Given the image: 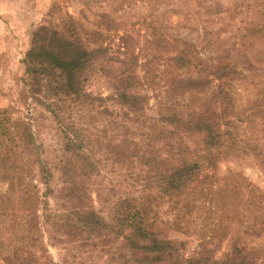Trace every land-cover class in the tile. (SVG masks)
<instances>
[{"label":"trees","instance_id":"16d2710c","mask_svg":"<svg viewBox=\"0 0 264 264\" xmlns=\"http://www.w3.org/2000/svg\"><path fill=\"white\" fill-rule=\"evenodd\" d=\"M260 33L258 31V35ZM86 34L71 15L62 19L59 25L44 24L34 32L24 60L26 78L20 91V104L28 107L31 104L50 113L62 143L59 171L64 186L58 196L54 195L53 166L44 157L43 146L36 134L38 120L33 114L15 117V112H20L17 105L0 111V179L6 184L0 196V256L4 264H60L54 263L49 253L42 222L49 225L55 245L77 243L94 250L102 243L121 242L118 254L125 259L124 264H264L263 250H248L239 245L238 236L233 239L232 251L221 261L214 257L215 250L207 246H203L197 256L186 257L181 245L165 234L157 220L158 207L162 208L167 202L177 206L183 203L172 222L178 230L182 228L184 215L181 214L194 209L186 195L197 189L198 183L208 176L203 175V169L216 167L221 158L252 155L264 165V145L255 138L260 126H264V103L258 105L260 108L256 113L246 116L239 113L236 98L238 70L229 60L219 58L217 63L209 64L204 70L209 75L205 79L206 76H201L204 71L192 59L193 52L189 47L179 49L175 66L180 78L173 81L172 96L179 95L177 100L171 97L175 102L163 103L156 123L148 122L144 114L146 96L133 91L132 75H121L120 102L136 115V121L145 116L144 125L157 134L153 139V133L149 132L150 142L137 146L135 151L141 154L140 163L146 169L143 189L140 195L119 199L108 215L86 204V188L80 180L96 170L92 151L95 141L103 140L101 136L93 140L94 133L82 118L89 113V122L95 124L92 120L96 121L102 115L95 101L104 100L88 93L86 86L98 63L113 61L110 47L100 40L102 35L97 31ZM123 40L129 45L125 37ZM191 68L194 72L199 69L200 75H186ZM210 77L219 82L211 92L206 91L212 83ZM183 83L187 90L198 93L192 96L194 106L191 109H186L191 107L190 100L187 104L184 102L188 101L184 97L187 92L178 93ZM105 131L102 129L103 133ZM197 138H200L197 143L201 149L188 143L189 139L195 142ZM111 145H108L109 150ZM115 146L121 150L120 143ZM232 175L227 189L214 190L213 186L206 191L222 193L226 198V193L237 188L243 212L249 207L255 216L264 217V192L254 184L246 183L243 176ZM40 185L44 187L43 194ZM51 195L62 200L58 211L49 208L47 197ZM206 199L208 202L204 207L209 214L220 213V217H227V210L233 208L229 201L223 203L220 200V205H215L213 197ZM183 207L187 211L184 212ZM61 264H69L68 259L63 258Z\"/></svg>","mask_w":264,"mask_h":264},{"label":"rangeland","instance_id":"374dc122","mask_svg":"<svg viewBox=\"0 0 264 264\" xmlns=\"http://www.w3.org/2000/svg\"><path fill=\"white\" fill-rule=\"evenodd\" d=\"M69 15L81 25L86 35L95 31L100 33V40L110 47V56L113 57L112 62L104 60L101 65L97 64L98 68L90 75L86 86L88 93L97 99L104 98L101 102L95 101L102 115L96 121L93 119L95 124H91L90 114H82L86 127L94 133L93 140L101 136L103 142L95 141L91 150L96 170L80 181L86 188V204L104 215L110 213L119 199L141 194L146 169L140 163L141 154L135 151L137 146L150 142L149 132L153 133V139L157 137L148 125H144L145 116L136 121V115L120 102L123 87L119 78L122 74H131L133 91L146 96L144 114L150 123H156L155 120L160 118L163 103L171 97L177 100L179 94L172 96L173 81L180 78L176 75L175 58L178 50L186 46L203 71L212 62L217 63L219 58L231 61L238 70L236 98L240 114L256 113L260 108L258 105L264 103V0H0V111L17 105L20 112H15V117L33 114L38 120L36 134L43 146L44 157L54 169L56 196L64 186L59 171L63 148L57 126L50 113L31 104L22 106L19 100L26 78L24 60L34 32L44 24L59 25ZM258 31L261 32L259 35ZM123 37L129 45L125 44ZM254 42L255 46L251 47ZM199 69L194 72L191 68L186 75H200ZM201 74L207 79L208 72ZM212 79L210 77L212 83L208 84L206 91L211 92L219 83ZM204 83L207 86V82ZM182 86L178 93L187 92L184 97L188 101L184 102L187 104L190 100L191 107L186 109H191L194 106L192 96L198 93L187 90L185 83ZM174 99L171 101L175 102ZM260 127L255 138L264 145V126ZM199 139L195 142L189 139L188 143L201 149L197 143ZM117 143L121 144V150L115 146ZM203 171V175L208 176L198 183L197 189L186 195L194 209L181 214L184 215L182 228L178 230L172 222L183 203L177 206L174 202H167L162 208L158 207L157 220L165 234L181 245L186 257L197 256L202 247L207 246L215 250L214 257L221 261L232 251L235 236L240 238L239 245L248 250H263L264 255V217L258 218L249 207L243 212L237 188L226 193V198L222 193L206 191L213 186L214 190L227 189L232 174H237L264 192V165L252 155H228L221 158L216 167ZM5 188V181L0 179V196ZM40 191L44 193L42 185ZM206 197H213L215 205H220V200L223 203L229 201L233 208L227 210V217H220V213L209 214L204 207L208 202ZM246 197L249 198L248 194ZM56 198L47 197L49 208L54 211H58L62 204V200ZM183 208L184 212L187 211ZM40 211H44L43 205ZM42 230L54 263L61 264L63 258H67L69 264H124L125 259L118 254L121 242L102 243L94 250L77 243L55 245L47 223L42 222ZM0 264H4L2 256Z\"/></svg>","mask_w":264,"mask_h":264}]
</instances>
